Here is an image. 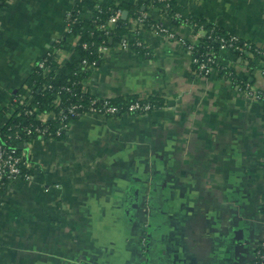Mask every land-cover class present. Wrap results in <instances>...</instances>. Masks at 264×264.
<instances>
[{
  "label": "crops",
  "instance_id": "1",
  "mask_svg": "<svg viewBox=\"0 0 264 264\" xmlns=\"http://www.w3.org/2000/svg\"><path fill=\"white\" fill-rule=\"evenodd\" d=\"M170 2L174 15L152 0H128L139 5L130 18L115 10L128 13L130 45L111 38L82 78L89 96L153 100L154 109L84 115L62 136L22 145L33 177L1 190L0 264L252 262L264 236V98L238 90L221 69L199 72L185 44L153 25L196 46L216 26L264 50V0ZM75 5L0 4V129L14 95H31L37 63L53 49L62 67L75 52L78 37L67 36ZM245 54L226 51L221 64L264 92V57ZM43 114L54 122L57 112Z\"/></svg>",
  "mask_w": 264,
  "mask_h": 264
},
{
  "label": "built area",
  "instance_id": "2",
  "mask_svg": "<svg viewBox=\"0 0 264 264\" xmlns=\"http://www.w3.org/2000/svg\"><path fill=\"white\" fill-rule=\"evenodd\" d=\"M81 1V0H80ZM167 2L168 0H161ZM97 9L99 12L102 11L101 5H97ZM121 10L116 11L113 13L105 23L100 24V29L105 32V34H109L110 30L113 26L117 23L119 18L121 17ZM83 18L82 10L78 8H74L72 12L69 14V20L67 22V32L71 33L73 31V26L77 22H79ZM139 21L143 23L145 18L143 16L139 17ZM196 26H198L196 24ZM199 27V26H198ZM153 29L160 35L166 36L171 39H177L185 46L187 49L192 53V61L197 66L199 72L210 73L218 66H222L223 68H227L226 66L221 65L219 60V54H216L215 51H212L213 46H207L209 50L205 52L202 56L198 53V48L194 43L187 42L184 38L178 37L176 32H174L168 26L162 23H156L153 25ZM218 29L216 26L211 27L207 32V37L211 38L212 40H216L219 42V49L221 51H238V52H249L253 57L255 54L262 55L264 57V50L259 46H255L252 42L248 40H244L236 34L233 33H225V32H217ZM141 45V43H137ZM121 45L124 48L129 47V37H124L121 40ZM84 48L88 47L87 43L83 44ZM206 47V48H207ZM107 46H102L101 50L107 49ZM207 48V49H208ZM251 50H254L252 52ZM48 54L46 57L41 59L37 63L38 68H43L44 71L47 73L50 69L49 64V56ZM261 57V58H262ZM91 64H96V60L90 62L88 59H83L82 61V68L81 70H77L74 72V75L77 79L73 80L70 84L61 85L58 88H55L53 84H47L45 86L46 89H56V93L59 96L58 100L60 103L61 97L63 98L66 94L76 96L74 92V88L81 86V90L79 92V96L87 95V92L83 86V77L82 73L90 67ZM262 66V65H261ZM262 74L264 75V68H261ZM233 73L229 72L228 77L232 80ZM236 87L240 91H247L250 95L257 99L264 98V92L259 90H252V88L246 83H236ZM256 91V92H255ZM89 96V95H88ZM78 97V96H76ZM80 98V97H79ZM59 105V104H58ZM38 102L35 101L34 90L32 89L31 95L29 97H14V109L18 107H22V110L18 112V115L21 114H34L36 110H38ZM156 107L155 104L151 102H140L138 100H132L127 105H122L119 103L114 102L110 98H97L89 96V102L87 104L82 102L80 98L77 101H71L66 99L64 101L63 107L59 109V114L56 115L55 120L58 121V124L53 127L48 124V121L45 119L43 112L39 113L38 119L41 121L39 124H18L19 128H21L22 132L29 137L38 138V137H59L64 134V132L69 128L71 122L79 117L84 115H93V116H114L119 113L130 112V113H148L150 110ZM12 130V127L7 128L8 134H2L0 132V190L5 188V186L12 181H15L19 178H32V173L29 171V163L27 159V152L21 153L17 152V147L12 146V143L9 140H12V135L9 132ZM3 136L7 139H3ZM16 138L20 139V131L16 130ZM10 143V144H7ZM28 140H24L20 142V145L25 144ZM19 145V146H20ZM252 263L255 264H264V236L260 238L257 243V249L252 260Z\"/></svg>",
  "mask_w": 264,
  "mask_h": 264
},
{
  "label": "trees",
  "instance_id": "3",
  "mask_svg": "<svg viewBox=\"0 0 264 264\" xmlns=\"http://www.w3.org/2000/svg\"><path fill=\"white\" fill-rule=\"evenodd\" d=\"M4 0H0V4ZM131 0H129L130 2ZM156 5L168 9L169 15H174V12L176 11L174 8V5L168 0L167 5L165 1L161 0H152ZM115 2V1H114ZM115 3H118L117 5ZM115 3H107V1H99V0H76L75 8L81 9L82 14L89 12L91 16L88 19L81 18L79 22L74 24L73 31L71 33H68L67 36L71 37H78L77 44L75 45V52L71 56L70 60L62 67H57L55 64V58H54V50L52 49L51 55L49 56V64L50 69L46 73L43 68L36 67L34 73L32 76L27 80L28 86L34 90V96L35 101L38 102V110L34 112V114H21L18 115V112L22 110V107L15 108L10 117L7 120V123L0 129V132L2 134H8L7 128L12 127V130L9 132V134L12 135V140H9V142L12 143V146L17 147V152H22V145H20V142H23L24 140H30L29 137H27L24 132H22L21 128H19L18 124H39L41 121L38 119V115L41 112L54 110L59 114V109L63 107L64 101L66 99H69L71 101H77L80 98L82 99V102L87 104L89 102V96H79V92L81 90V86L75 87L74 92L76 93L74 95L66 94L63 98L61 97L60 103L58 100V95L56 93V89H46L45 86L47 84H53L55 88H58L61 85L70 84L73 80L77 79L74 75V72L77 70H81L82 68V61L83 59H88L90 62L94 60H98L99 58V50L102 46L110 47V39L112 38L113 41H121L125 36H129L133 33L131 30V23L129 21V18L134 15L136 10H139V5H135L133 3H128V0H116ZM100 4L102 11L99 12L97 9V5ZM172 4V5H171ZM122 9V10H128L130 12V16L127 19H123L122 17L119 18L117 23L113 26V28L110 30L109 34H105L100 29V24L105 23L108 18L114 13L115 10ZM149 23V21L146 19L144 23ZM217 32H221L219 28H217ZM67 40L63 39L59 46H65L67 44ZM87 43L88 47L84 48L83 44ZM213 46L212 51H215L216 54H220L219 49V42L216 40H212L211 38H208L207 36L202 39V42L197 46L198 53L200 56L205 54L209 50L207 46ZM208 49H207V48ZM254 52V50H251ZM232 53L235 55L236 58L240 56H246L245 52H238V51H232ZM256 60L258 57H262V55L255 54L254 55ZM96 60V61H97ZM252 60V59H251ZM252 60L251 66H255L256 62ZM222 65V64H221ZM197 67V66H196ZM264 68V64L261 66ZM218 69H221L223 73L227 74L229 72L233 73L232 81L236 83H241L244 81L241 80L234 71H232L230 68H223L222 66H218ZM86 74L84 71L82 73V77ZM22 91V90H20ZM21 92H18L14 95V97H19V94ZM80 97V98H79ZM116 103L127 105L130 101L128 99L124 100H113ZM152 104L157 105V102H154L153 100L149 101ZM59 104V105H58ZM48 124L53 127H55L58 124V121L54 122H48ZM16 130L20 131L21 138H16ZM3 139H7V136ZM7 144H10L7 142ZM20 145V146H19ZM1 193V190H0ZM255 264V263H252Z\"/></svg>",
  "mask_w": 264,
  "mask_h": 264
},
{
  "label": "rangeland",
  "instance_id": "4",
  "mask_svg": "<svg viewBox=\"0 0 264 264\" xmlns=\"http://www.w3.org/2000/svg\"><path fill=\"white\" fill-rule=\"evenodd\" d=\"M224 52H226V51H221L220 54H219V60H220V62H221V57H220V56H221V54L224 53ZM214 71H215V70H214ZM256 249H257V244H256ZM255 253H256V252H255ZM254 256H255V254H254ZM253 259H254V257H253Z\"/></svg>",
  "mask_w": 264,
  "mask_h": 264
},
{
  "label": "water",
  "instance_id": "5",
  "mask_svg": "<svg viewBox=\"0 0 264 264\" xmlns=\"http://www.w3.org/2000/svg\"><path fill=\"white\" fill-rule=\"evenodd\" d=\"M127 15H128V13H127V11H125V12L123 13V15H122V18L126 19Z\"/></svg>",
  "mask_w": 264,
  "mask_h": 264
}]
</instances>
